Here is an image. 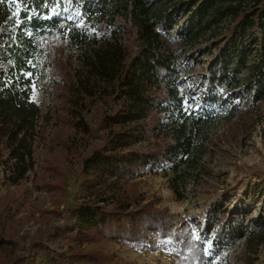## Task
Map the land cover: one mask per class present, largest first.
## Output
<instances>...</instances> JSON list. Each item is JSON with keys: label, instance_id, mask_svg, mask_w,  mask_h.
<instances>
[{"label": "trees", "instance_id": "obj_1", "mask_svg": "<svg viewBox=\"0 0 264 264\" xmlns=\"http://www.w3.org/2000/svg\"><path fill=\"white\" fill-rule=\"evenodd\" d=\"M173 1L73 0L79 17L44 19L50 0H0L4 181L15 185L34 166L41 109L30 99L31 85L33 76L42 77L46 71L56 94L57 120L69 131L56 133L58 154L64 160H80L81 172L89 178L86 189L97 197L73 209L63 225L32 240L22 254L0 228V264H111L103 254L81 246L102 238L156 250L147 238L163 242L170 236L180 264H210L203 242L192 235L191 222L171 235L177 217L167 209L155 208L152 202L132 208L100 196L156 168L178 172L197 164L207 152L205 128L210 120L186 109L178 67L160 53L161 32L172 28L177 11H193L196 19L178 33L183 49L198 43L212 24L232 18L210 61L214 69L205 104L218 100L212 95L216 84L231 99L249 98L256 110L264 99V0H179L170 5ZM16 4L22 6L19 22L12 17ZM242 72L245 77H240ZM28 73L32 77L26 78ZM93 107L95 125L87 121ZM85 137L99 143L84 146L83 155ZM10 201V194L0 196V211H8ZM250 221L257 228L264 226L262 217ZM231 223L228 219L213 224L207 219L205 230L213 235L212 243L241 236L237 229L230 231Z\"/></svg>", "mask_w": 264, "mask_h": 264}, {"label": "rangeland", "instance_id": "obj_2", "mask_svg": "<svg viewBox=\"0 0 264 264\" xmlns=\"http://www.w3.org/2000/svg\"><path fill=\"white\" fill-rule=\"evenodd\" d=\"M47 6L51 7L44 19L80 16L73 0H50L44 7ZM21 7L19 4L12 7V17L16 20ZM192 20H196L193 11L174 14L172 28L161 32L160 53L171 58L174 67H178V78L182 82L179 91L185 96L186 109L210 120L205 128L206 154L197 164L183 166L178 172L166 167L156 168L152 173L123 184L116 192L110 190L100 196L108 203L122 201L132 208L152 202L155 208L167 209L177 217L171 235L178 233L183 223L191 222L192 235L203 242L210 264H264V226L257 228L250 221L253 217L264 219V99L256 110L249 98L231 99L224 87L216 84L212 95L218 100L205 104L210 97L206 87L214 69L210 61L222 44L232 18L212 24L198 43L183 49L178 33ZM76 65L77 61L71 64L73 68ZM41 75L33 76L30 95L31 101L41 109L32 160L34 166L15 185L4 181L2 159L6 153L0 147V196L10 194L11 198L9 210L0 211V228L18 245L17 254L25 253L32 240L63 225L73 209L97 199L86 189L89 178L82 174L80 160L76 157L64 160L58 154L54 139L56 133L67 131V127L57 120L56 94L50 75L46 71ZM245 75L242 72L240 77ZM29 77L31 74H26V78ZM96 115L93 107L87 121L95 125ZM88 143L94 146L99 141L85 137L81 154L87 153L84 146ZM213 209L221 213L210 215L208 210ZM207 219L213 224L230 219V231L237 229L241 236L237 233L223 243H212L213 235L205 230ZM146 242L158 248H132L102 238L84 243L81 248L103 254L111 264H180L172 236L163 242L148 238Z\"/></svg>", "mask_w": 264, "mask_h": 264}]
</instances>
